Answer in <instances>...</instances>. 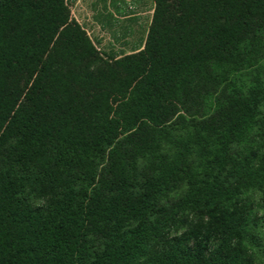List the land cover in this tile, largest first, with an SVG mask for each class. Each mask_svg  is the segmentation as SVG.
<instances>
[{"label": "trees", "instance_id": "obj_1", "mask_svg": "<svg viewBox=\"0 0 264 264\" xmlns=\"http://www.w3.org/2000/svg\"><path fill=\"white\" fill-rule=\"evenodd\" d=\"M153 2L104 56L67 0H0V264H255L264 0Z\"/></svg>", "mask_w": 264, "mask_h": 264}, {"label": "rangeland", "instance_id": "obj_2", "mask_svg": "<svg viewBox=\"0 0 264 264\" xmlns=\"http://www.w3.org/2000/svg\"><path fill=\"white\" fill-rule=\"evenodd\" d=\"M72 16L86 30L93 44L104 56H121L143 47L153 11V0H67ZM239 205L252 204L264 213V192L252 198L240 199ZM201 241L206 252L219 240L215 219L203 216L199 220ZM255 241L246 240L255 264H264V219L252 230Z\"/></svg>", "mask_w": 264, "mask_h": 264}]
</instances>
